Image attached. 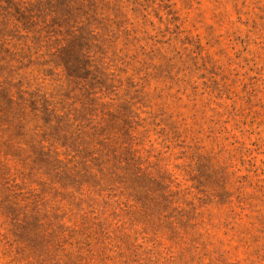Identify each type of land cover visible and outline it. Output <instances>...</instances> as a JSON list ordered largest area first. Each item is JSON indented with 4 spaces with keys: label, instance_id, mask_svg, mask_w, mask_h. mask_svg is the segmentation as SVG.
<instances>
[{
    "label": "rangeland",
    "instance_id": "obj_1",
    "mask_svg": "<svg viewBox=\"0 0 264 264\" xmlns=\"http://www.w3.org/2000/svg\"><path fill=\"white\" fill-rule=\"evenodd\" d=\"M74 7L104 133L57 152L107 163L61 187L0 122V264H264V0Z\"/></svg>",
    "mask_w": 264,
    "mask_h": 264
},
{
    "label": "trees",
    "instance_id": "obj_2",
    "mask_svg": "<svg viewBox=\"0 0 264 264\" xmlns=\"http://www.w3.org/2000/svg\"><path fill=\"white\" fill-rule=\"evenodd\" d=\"M79 1L0 0V122L15 137L31 143L35 161L52 171L55 184L70 188L89 179L91 169H104L107 163L102 156L92 159L88 173V162L71 167L59 161L57 152L62 147L80 154V144L89 133L93 139L104 133L84 87L82 106H77L79 81L92 61L90 39L81 34L61 49L55 40L64 25L70 28Z\"/></svg>",
    "mask_w": 264,
    "mask_h": 264
}]
</instances>
